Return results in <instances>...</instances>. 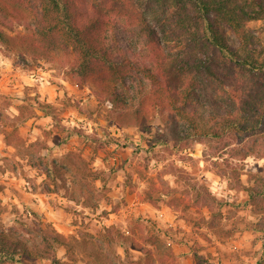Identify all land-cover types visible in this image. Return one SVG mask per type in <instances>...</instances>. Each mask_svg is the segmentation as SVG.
<instances>
[{
    "label": "rangeland",
    "instance_id": "1",
    "mask_svg": "<svg viewBox=\"0 0 264 264\" xmlns=\"http://www.w3.org/2000/svg\"><path fill=\"white\" fill-rule=\"evenodd\" d=\"M129 2L160 30L177 8L174 0ZM210 24L242 54L218 16ZM0 28L26 33L16 20ZM247 29L264 59V19ZM180 33L183 43L169 38L167 45L177 61L192 49ZM136 35L142 47L145 38ZM232 67L235 78L251 77ZM221 70L218 78L203 76L201 112L235 105L239 80ZM112 108L63 65L0 42V230L41 250L44 235L62 234L68 248L52 245L62 264H264V126L197 139L171 111L146 126H119ZM39 157L62 173L49 178L35 166Z\"/></svg>",
    "mask_w": 264,
    "mask_h": 264
},
{
    "label": "trees",
    "instance_id": "2",
    "mask_svg": "<svg viewBox=\"0 0 264 264\" xmlns=\"http://www.w3.org/2000/svg\"><path fill=\"white\" fill-rule=\"evenodd\" d=\"M129 1L0 0V26L16 20L26 31L9 36L0 28V42L21 55L63 65L68 78L98 87L113 104L112 117L119 126H146L163 111L178 116L188 134L197 139L222 138L228 131L244 133L264 126V59L247 29L250 21L264 19V0H174L177 8L165 21L161 18V30ZM136 1L142 5L147 0ZM212 14L238 37L242 54L213 30ZM137 31L145 38L142 47L134 41ZM180 31L187 34L192 49L177 61L167 45L169 38L183 43ZM233 65L251 77L235 78ZM221 69L229 79L239 80L241 92L230 97L235 105L221 102L214 114L201 112L203 76L218 78ZM35 166L45 168L52 180L62 173L54 161L42 157ZM248 192L251 198L258 193L253 188ZM42 239L46 248L41 250L12 231L0 230V264L37 258L62 264L52 256V245L68 248L66 238L52 231Z\"/></svg>",
    "mask_w": 264,
    "mask_h": 264
}]
</instances>
